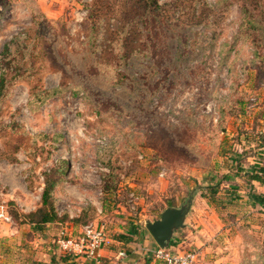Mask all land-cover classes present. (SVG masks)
Segmentation results:
<instances>
[{
  "label": "rangeland",
  "instance_id": "obj_1",
  "mask_svg": "<svg viewBox=\"0 0 264 264\" xmlns=\"http://www.w3.org/2000/svg\"><path fill=\"white\" fill-rule=\"evenodd\" d=\"M153 1L0 0V264H62L89 224L162 264L146 222L194 191L191 214L241 219L236 256L264 264V0Z\"/></svg>",
  "mask_w": 264,
  "mask_h": 264
},
{
  "label": "crops",
  "instance_id": "obj_2",
  "mask_svg": "<svg viewBox=\"0 0 264 264\" xmlns=\"http://www.w3.org/2000/svg\"><path fill=\"white\" fill-rule=\"evenodd\" d=\"M261 189H264V187ZM251 199L254 201L253 198ZM204 202L206 203V201ZM222 216L225 217V215ZM224 217H221L218 214H213L211 216L209 214H205V212H194L190 214L188 219H190L192 223V229H188L186 231L188 236H185V238L179 243L176 242L177 236H175L174 240L177 244L174 245V249L177 251L197 253L198 260L196 264H243V261L236 256L240 254L236 250L239 248V251H241L240 238L242 231L239 228L241 227V219L236 217ZM195 228L196 230H194ZM125 236L133 238V243L125 244V252L118 253V250L113 247L115 242L111 239L110 244L106 245L101 252V263L143 264L142 259L144 256L142 255L145 254V251L144 249L138 248L142 247L143 243H140L141 245L136 243V241L139 240L140 235L139 237L138 235H133L132 230L125 228ZM116 244L118 245L123 243L118 241ZM63 253L62 264H65L64 260H67L66 264H90L82 257L67 255L64 251ZM122 253L125 254V257L121 256ZM123 260H125V263L122 262Z\"/></svg>",
  "mask_w": 264,
  "mask_h": 264
},
{
  "label": "built area",
  "instance_id": "obj_3",
  "mask_svg": "<svg viewBox=\"0 0 264 264\" xmlns=\"http://www.w3.org/2000/svg\"><path fill=\"white\" fill-rule=\"evenodd\" d=\"M0 222L7 225L14 223L9 208L5 204H0ZM109 243L105 228L98 229L97 225L89 224L83 228L78 238L60 241V247L67 255L82 257L92 264H101V252ZM121 256L125 257V254L122 253ZM156 258L162 264H196L198 254L195 252L172 254L160 249L156 252Z\"/></svg>",
  "mask_w": 264,
  "mask_h": 264
},
{
  "label": "water",
  "instance_id": "obj_4",
  "mask_svg": "<svg viewBox=\"0 0 264 264\" xmlns=\"http://www.w3.org/2000/svg\"><path fill=\"white\" fill-rule=\"evenodd\" d=\"M196 191L180 208L169 207L154 222H146V229L162 250H168L178 231L186 229L187 219L195 205Z\"/></svg>",
  "mask_w": 264,
  "mask_h": 264
},
{
  "label": "trees",
  "instance_id": "obj_5",
  "mask_svg": "<svg viewBox=\"0 0 264 264\" xmlns=\"http://www.w3.org/2000/svg\"><path fill=\"white\" fill-rule=\"evenodd\" d=\"M156 3H157L156 0H154L152 4H156ZM179 54H180V51H179L178 55ZM255 55L257 57L259 54L255 53ZM261 59H264V56H261ZM5 88H6V76L3 74V76L1 77V80H0V100L5 94ZM59 93H60L59 90H54L53 94L51 96H48L46 98V100L48 98L54 97L55 95H57ZM263 147H264V144H263ZM257 169H259V171H257L252 176H250V174H248V177L252 182H256L260 186L264 187V166L258 167ZM60 173H62V170ZM55 186H56V182H51L50 180L46 181V187L44 189L43 196H42L44 206L50 205L49 201L51 199L52 191L55 188ZM250 197L253 198L255 201H256V199L257 200L261 199V196L254 194V193L251 194ZM260 203L264 204V200H261ZM9 212H10V210H9ZM39 213H41V215H42V219L39 222V224H41V225L52 224L58 220V214L56 213V211L54 210L53 207L51 210H49V212L44 213V210H41V212H39ZM132 233H133V235H138V232H136V230H133ZM120 239L121 240H119V241L123 242L124 244L133 243V238H130V236H120ZM174 243H175V240L172 241L171 246H173ZM64 263L66 264L67 260H64ZM89 263L92 264L91 262H89ZM101 264H109V263H101Z\"/></svg>",
  "mask_w": 264,
  "mask_h": 264
}]
</instances>
